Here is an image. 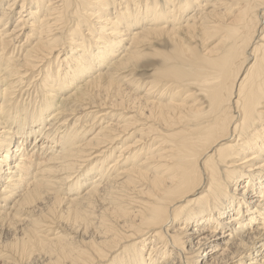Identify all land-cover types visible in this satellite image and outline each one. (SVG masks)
I'll list each match as a JSON object with an SVG mask.
<instances>
[{
    "label": "bare ground",
    "instance_id": "obj_1",
    "mask_svg": "<svg viewBox=\"0 0 264 264\" xmlns=\"http://www.w3.org/2000/svg\"><path fill=\"white\" fill-rule=\"evenodd\" d=\"M0 98V264H264V0H0Z\"/></svg>",
    "mask_w": 264,
    "mask_h": 264
},
{
    "label": "rangeland",
    "instance_id": "obj_2",
    "mask_svg": "<svg viewBox=\"0 0 264 264\" xmlns=\"http://www.w3.org/2000/svg\"><path fill=\"white\" fill-rule=\"evenodd\" d=\"M130 78H127L126 80H129ZM78 85V84H77ZM73 89H75V90H77V87H75V88H72V89H70V91L71 90H73ZM143 91H145L144 90V88H143ZM69 92V91H68ZM65 93H67V92H62V93H60L59 94V96H62L63 94H65ZM139 96H143V92L141 93V95L139 94ZM2 102H3V100H2V98H0V106H1V104H2ZM114 124L116 123V122H113ZM132 144V143H131ZM130 143H129V145H131ZM122 146V145H121ZM119 151H117V153H118ZM115 159H116V156H115ZM94 168V165L89 169L90 171H92V169ZM80 185V184H79ZM69 187V190H67L66 189V191H70V193H72L73 191H76V189L77 188H75V187H71V185H69L68 186ZM81 187V186H80ZM16 228H11L10 229V231H9V236L8 237H5V236H3L2 234H0V241H2V242H8L9 244L10 243H14V239H15V237L17 236V233H16ZM149 241V243H148V245H147V250H149V248L152 246V242L150 241V237H149V239H148ZM17 251H20L21 252V250H22V247H21V245L20 246H17V247H14Z\"/></svg>",
    "mask_w": 264,
    "mask_h": 264
}]
</instances>
